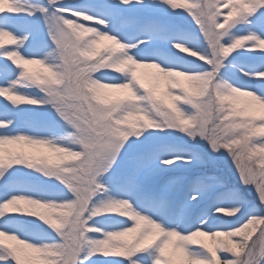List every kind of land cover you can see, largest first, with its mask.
Wrapping results in <instances>:
<instances>
[{"label":"snow or ice","instance_id":"obj_1","mask_svg":"<svg viewBox=\"0 0 264 264\" xmlns=\"http://www.w3.org/2000/svg\"><path fill=\"white\" fill-rule=\"evenodd\" d=\"M0 264H264V0H0Z\"/></svg>","mask_w":264,"mask_h":264},{"label":"rangeland","instance_id":"obj_2","mask_svg":"<svg viewBox=\"0 0 264 264\" xmlns=\"http://www.w3.org/2000/svg\"><path fill=\"white\" fill-rule=\"evenodd\" d=\"M188 2H192V0H188ZM178 11H183V9H177ZM193 27L195 28V25H193ZM182 55H187L186 53L182 54ZM148 71H152V70H148ZM243 99V98H241ZM220 173L222 175H225L230 183H236V173L234 170V166L231 164L230 159L225 158L224 160H222L220 162ZM244 194L249 198V199H254V194L248 190H243Z\"/></svg>","mask_w":264,"mask_h":264}]
</instances>
